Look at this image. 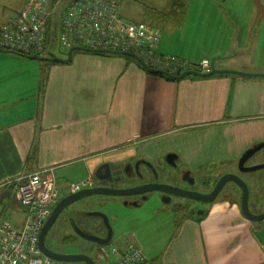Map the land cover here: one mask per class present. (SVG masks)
I'll list each match as a JSON object with an SVG mask.
<instances>
[{
  "label": "crops",
  "instance_id": "obj_1",
  "mask_svg": "<svg viewBox=\"0 0 264 264\" xmlns=\"http://www.w3.org/2000/svg\"><path fill=\"white\" fill-rule=\"evenodd\" d=\"M173 1L151 4L149 12L158 13L154 21L151 13L145 20L133 19L160 29L161 54L195 62L214 58L219 68L264 71L258 50L239 55L242 45L236 40L240 27H259L262 1L257 0L248 23L240 24L239 9L228 7V0H183L185 17L172 27L167 12ZM13 15L0 11V23ZM260 141L264 77L219 73L169 79L128 55L76 50L70 62H38L0 50L1 197H15V185L6 188L11 180L44 167H54L57 187L65 190L60 183L69 185L76 172L79 183L106 160L157 157L165 150L178 153L185 167L206 168L218 177L237 172L242 154ZM249 173L244 177L250 184L253 177L262 178L255 185L259 193L264 176ZM239 197L236 190L233 198L223 194L197 213L175 216L177 228L162 247L142 248L134 236L146 256L141 264H264V219L246 217ZM256 201L253 197L252 209L264 208V199ZM113 254L110 260L119 257Z\"/></svg>",
  "mask_w": 264,
  "mask_h": 264
},
{
  "label": "built area",
  "instance_id": "obj_2",
  "mask_svg": "<svg viewBox=\"0 0 264 264\" xmlns=\"http://www.w3.org/2000/svg\"><path fill=\"white\" fill-rule=\"evenodd\" d=\"M124 0H28L8 21L0 23V49L25 55L46 56L58 47L67 52L71 47L129 51L148 66L177 75L190 69L207 72L211 59L195 62L178 55L161 54L158 47L160 29L146 21H134L122 15ZM63 4L61 17L57 10ZM58 22L56 23V19ZM55 20L54 23L50 22ZM49 30L57 32L49 43ZM15 185V198L24 206L23 224L10 220L0 222V264H52L53 259L40 248V234L50 217L61 189L57 187L54 167H44L10 181ZM93 185L91 177L74 183L68 192ZM116 260L101 254L102 264H140L146 256L137 246L122 251ZM103 260H106L103 262Z\"/></svg>",
  "mask_w": 264,
  "mask_h": 264
},
{
  "label": "rangeland",
  "instance_id": "obj_3",
  "mask_svg": "<svg viewBox=\"0 0 264 264\" xmlns=\"http://www.w3.org/2000/svg\"><path fill=\"white\" fill-rule=\"evenodd\" d=\"M68 1V0H64ZM127 2H124L123 6V14L127 19H135V20H145L144 18L150 17V10L149 7H151V4L156 2L159 3L160 0H126ZM264 3V0H260ZM25 0H0V11L3 10L7 14H15L19 11V9L23 6ZM256 2L257 0H228V7H234L238 8L239 12L238 15H240V18L243 19L240 20V24L242 23H248L247 21L255 15V8H256ZM260 9L263 11L262 15L264 18V8L259 3ZM63 11V5L59 6L57 10L58 17H61V13ZM169 14V12H167ZM158 13H151V17L153 18V21L157 19ZM161 15L163 13L160 12ZM159 14V15H160ZM196 14V13H195ZM146 15V17H144ZM137 16V17H136ZM261 19L259 22L258 28H250V27H240V36H237L236 40H240L242 47L238 45V49H241L239 51V55L242 53L243 56L247 55V53H251L252 50L257 51L258 50V61L262 60L264 68V19ZM168 22H171L173 25L172 27H175L177 20H174L172 16L168 15ZM58 22V18L56 19V23ZM174 29V28H172ZM168 30V28H167ZM55 31V30H54ZM173 31V30H172ZM229 31V29H228ZM56 32V31H55ZM236 33V32H235ZM258 39V40H257ZM53 52L56 53L58 56H66L67 52L61 51L58 47H53ZM251 54L246 56V58H250ZM38 61L39 60H35ZM235 69V68H232ZM240 71H246V72H263L264 71H257V70H242V69H236ZM264 151V150H263ZM170 153L167 150H165L159 158L156 159L157 161V167L160 169H157L156 172V179L158 180H170V177L172 179H176L178 177V180H181V172L179 169H177V166H174L170 164L167 160V155ZM260 154V152L258 153ZM258 154L254 157H252L248 163L251 165L253 162L258 163L259 160L262 161L260 156ZM240 160V159H239ZM239 160H238V168L239 167ZM178 165L185 168L184 162L181 159V157L178 159ZM255 164V163H254ZM179 166V167H180ZM188 170H191L192 176L190 178H194V181L189 180V182H179L181 184V187L189 190H194L198 192L205 193L210 188V185H213L215 183V180L217 177H212L209 172L206 171V168L200 169L199 171L186 167ZM209 169V168H208ZM252 173H261L264 176V168L259 169L257 171H252L249 174L252 175ZM180 174V177H179ZM77 175L76 172L72 178H69V185L60 183L63 189L68 191L69 187L72 186V184L76 183L77 181ZM211 176V178H208ZM154 177V178H155ZM92 178V177H91ZM208 179L209 184L208 186L204 185V181ZM255 182H253L251 185V196L250 199L253 201V197L257 198L259 201L264 199V188L257 189L261 190L259 193H256L255 191V185L256 181L258 179H262L259 176L252 178ZM93 180V178H92ZM73 182V183H72ZM264 183V182H261ZM232 186L228 183V185L223 190L217 198H220L221 195L225 194V192L228 190V188ZM240 192V200H241V190L238 189ZM154 196H151L149 199L145 200L143 202V205L141 206H133L126 204V196H117L112 194H95V196L92 197H99L101 203L99 205H93L89 208L83 207L82 211L86 210H97L104 212L108 215L110 219V223L114 228V237L111 240V244H108L104 246L105 250L108 253V258L111 259L115 257V255L111 252L113 245H117L122 247L123 241L120 239V235L122 233H125V231L130 230L134 231L136 235V241L139 243V245L143 247H149L152 246L154 249L158 248V245L160 247L163 246L165 240L169 237L170 233L172 231L176 230V222H175V216L177 214V211L175 209L176 201L178 200L175 198L174 201H169V199H165L162 195H160V192H157L153 194ZM9 196V197H8ZM6 200V206L2 207L0 210V214H2L1 218L3 220L7 219L14 223H17L18 220L23 218L24 221V206L22 203L18 202L16 203V199L13 196V194L8 195ZM173 198V199H174ZM84 199V198H82ZM81 199V200H82ZM177 199V200H176ZM249 199L250 203L251 200ZM182 199H180L181 201ZM183 200H186L183 198ZM198 204H202V202L196 201ZM102 204V205H101ZM203 204H205L203 202ZM17 206V207H16ZM252 208V207H251ZM254 209V207H253ZM254 210H258L255 208ZM182 215V214H180ZM84 214H79V218L83 219L86 218L91 221L95 225L93 229L96 230V227L98 225V229L96 230L99 234H104L105 232V224L103 218L97 215L87 216ZM20 223L19 225L23 224ZM18 225V224H17ZM120 234V235H119ZM123 242V243H122ZM136 242V243H137ZM137 243V244H138ZM125 244V243H124ZM100 244L96 243L94 241L88 240L80 235L77 236V242L67 245V253H90L95 257L97 264H101L100 260L98 259V253L97 248ZM90 251V252H89ZM106 260H103L105 262ZM54 264H86L85 261H61V260H55Z\"/></svg>",
  "mask_w": 264,
  "mask_h": 264
},
{
  "label": "water",
  "instance_id": "obj_4",
  "mask_svg": "<svg viewBox=\"0 0 264 264\" xmlns=\"http://www.w3.org/2000/svg\"><path fill=\"white\" fill-rule=\"evenodd\" d=\"M76 50H83V51H89V52H108V53H114V54H121V55H128L131 57H134L137 59L144 68L147 70L151 71L152 73L155 74H162L166 75L170 78L173 79H183L186 76L193 75V76H200V77H207L211 76L214 74H219V73H235L243 76H256V77H264L263 72H246V71H240L236 69H231V68H219L216 66L215 59H211V70L207 72H202L199 70L195 69H190L182 72L181 74L173 75L168 73L167 71L160 70V69H155L151 68L148 66L138 55H136L133 52L129 51H114V50H108V49H90L86 47H71L67 53L66 57L58 56L56 53L51 51L49 55L42 56V55H24L28 58L31 59H37V60H43V61H52V62H70L73 58V53ZM2 51H7V50H2ZM264 149V141L256 142L253 144L251 147L246 149V151L242 154L239 160V170L241 172H252V171H257L259 169L264 168V157L261 156L260 158L262 161L260 163H255L252 165H246V161L250 158H252L255 154L261 152ZM167 160L170 164L177 166V169H180L181 171H185L187 173L191 172V170H188L186 167H181L178 165V159L179 154L173 151H170V153L167 155ZM180 166V167H179ZM121 172V171H120ZM127 174V177H130L131 175L125 171ZM184 174V176H187ZM192 173V172H191ZM118 177V179H121ZM191 181H194V178H191ZM228 183H234L233 190H229V195L231 198L234 197L235 191L240 189L241 190V207L244 215L248 217L249 219L253 221H260L264 219V211L260 213H255L251 210L250 208V194H251V188L250 184L247 181L246 178L241 176L237 172H226L220 176L218 181L216 182L214 188L210 192H198L194 190H189L185 189L183 187L173 185L170 183H165V182H157V181H151V182H146L142 184H138L135 186H128V187H113V186H93V187H86L79 189L75 192H72L71 194L67 195L60 203H58L55 208L52 210V213L50 217L46 220L41 234H40V248L42 252L51 257L53 260H61V261H85L87 264H95L94 258L87 253H57V252H52L49 251L46 246L43 243V237L47 231V228L51 225V223L54 221L60 210L66 206L67 204L87 197L91 196L94 194H112V195H117V196H127V195H137V194H143V193H148V192H153V191H162L167 194H173V195H178L182 197H187L191 198L194 200H198L200 202H212L216 199L218 195L225 189L226 185ZM202 210V209H201ZM90 215H97L103 218L104 224L107 227V235L102 236L98 235L96 233H92L90 231L83 230L80 226L77 224L74 225V228L76 232L91 241H95L99 244H108L111 239L113 238L114 234V228L110 223V219L107 214L101 211H92L89 212Z\"/></svg>",
  "mask_w": 264,
  "mask_h": 264
},
{
  "label": "flooded vegetation",
  "instance_id": "obj_5",
  "mask_svg": "<svg viewBox=\"0 0 264 264\" xmlns=\"http://www.w3.org/2000/svg\"><path fill=\"white\" fill-rule=\"evenodd\" d=\"M263 150L260 152V154L257 153L258 156L264 157V151ZM163 152H161V154ZM173 152H175V151H173ZM257 154H255L254 156H256ZM158 156H160V154L157 155V157H151L149 155H137L136 154L133 156L125 157V158H123V160H118V161L106 160L105 162L100 163L95 168V170L92 174L93 185L90 187L103 185V186H113V187L120 188V187L135 186L138 184L151 182V181L165 182V183H170V184L177 185V186L181 187V184L179 182L183 181L186 183V182H189V180H191L190 177L192 176V173L191 172L187 173L185 171H181L180 169H179V171L181 172V180H178V177L176 179L175 178L172 179V177H170V180H167V181L156 179L155 175H156L157 169H159L157 167V161H156V159L159 158ZM250 159H248L246 161V163H245L246 165H250L248 163V161ZM258 163H260V162H258ZM126 170L131 175L130 177H127V175H126L127 173L125 172ZM159 171H160V169H159ZM186 173H187V176H184V174L186 175ZM237 173H239L241 176L244 177L245 172H241L240 170H238ZM222 174H224V173H222ZM221 175H219L216 178L215 183L213 185H210L208 183L209 182L208 179H206L204 181L205 186L210 185V188L207 190V192H210L214 188L216 182L218 181V179L220 178ZM120 176H122V178L118 179V177L120 178ZM179 177H180V174H179ZM208 178H211V176H209ZM229 184L232 185L231 187L234 186V183H229ZM250 187H251V185H250ZM61 191L62 192L58 194V197H57V200H56V203H55L53 209L67 195L72 193V192H68L66 190H62V189H61ZM157 192H160V191H153V192L137 194V195L136 194L135 195H127L126 196V198H127L126 204L133 205V206H141V205H143V202L145 200L149 199L151 196H154L153 194H155ZM222 192L224 193V191H222ZM225 194L228 196L229 195L228 191H226ZM160 195H162L165 199H169V201H174L175 198L178 197V195L167 194V193H164L162 191L160 192ZM92 196H95V194L91 195V196L84 197V199L81 198L82 200L81 199L75 200V201L67 204L66 206H64L60 210V212L58 213V215L56 216L54 221L47 228V231L43 237V243L49 251L57 252V253H67L68 252L67 251L68 250L67 245L72 244V243H76L77 242V236L79 235L74 228L75 224L80 226L83 230L90 231V232L96 233V234L98 233L96 231L98 229V225H97L96 230H95V229H93L95 227V225L93 223H91L90 220H88L86 218H83V219L79 218V214L80 215L84 214V215H87L89 217V216H92L89 214V212L97 211V210H90V211L86 210L84 212V211H82L83 207L89 208L93 205H99L101 203V201H103V200L100 201L99 197H92ZM217 197L215 200L218 199ZM183 198H185L186 200H183ZM180 199H182V200L180 201ZM196 201H198V200H194V199L182 197V196L178 197V200L176 201V205H175L176 206L175 209L177 210V211H175V212H177L176 216H181L180 214H182V213L187 214V215L197 213L201 209L203 210L205 208V206H207L208 204L214 202V201L204 202L205 204H203V202H202V204H198V203H196ZM198 202H200V201H198ZM256 203L257 204L261 203V200L256 201ZM250 208H251V203H250ZM262 208L261 209L258 208L259 209L258 211L254 210L252 208H251V210L255 213H260V212L264 211V208L263 209ZM104 230H105V232H104L103 236H106L107 232H108L106 226H105ZM134 236L136 237V235H134V232L127 233V234L124 233V235H122V237H121L122 241L125 243L124 244L122 242L123 245L124 246L126 245L125 246L126 248L129 246H137L141 249V247L138 246V244L134 241ZM113 237H114V234H113ZM110 242L108 244H111ZM108 244H100L97 248L98 259L100 260L101 264H102V262H101V256L100 255L101 254H104L105 256L108 255L107 251L104 248V246H106ZM113 246H115V245H113ZM84 253H86V252H84ZM87 254H90L94 258L95 264H97L96 259L91 254V252L87 253ZM54 262H55V260H53L52 264H54Z\"/></svg>",
  "mask_w": 264,
  "mask_h": 264
},
{
  "label": "trees",
  "instance_id": "obj_6",
  "mask_svg": "<svg viewBox=\"0 0 264 264\" xmlns=\"http://www.w3.org/2000/svg\"><path fill=\"white\" fill-rule=\"evenodd\" d=\"M71 1V0H70ZM63 5V4H62ZM25 6V5H24ZM23 6V7H24ZM22 7V8H23ZM21 8V9H22ZM21 9H19V11L17 12V13H15L13 16H10L8 19H7V21L10 19V18H12V17H15L19 12H20V10ZM185 13H186V11H185V2L183 1V0H174L173 2H172V4H171V8H170V11H169V15L170 16H172L173 17V19L174 20H177V22H181L183 19H184V17H185ZM54 21L55 20H52L51 22H50V24L53 22L54 23ZM6 22V21H5ZM3 23V22H2ZM56 34H57V32H55L54 30H49V43L51 44V43H53L54 41H55V37H56ZM0 50H2V49H0ZM8 52H12V51H8ZM12 53H15V54H18V55H25V54H20V53H16V52H12ZM96 53H98V54H112V53H108V52H102V53H100V52H96ZM130 57V56H129ZM149 71V70H148ZM150 73H152L151 71H149ZM155 74V73H154ZM158 75H161V76H164V77H167V78H169V79H173V78H170V77H168V76H166V75H162V74H158ZM13 184L14 183H12V185H9L8 184V186H6V188L7 189H9V190H12V188H13ZM16 199V198H15ZM6 200H7V197H1L0 196V210H1V208L2 207H5L6 206ZM17 201V200H16ZM18 202V201H17ZM2 214H0V222L3 220L1 217ZM16 224V223H15Z\"/></svg>",
  "mask_w": 264,
  "mask_h": 264
}]
</instances>
